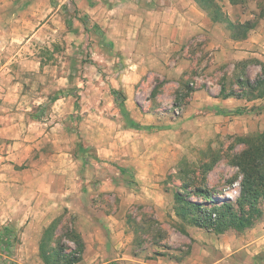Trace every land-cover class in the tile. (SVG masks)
<instances>
[{
	"label": "rangeland",
	"instance_id": "obj_1",
	"mask_svg": "<svg viewBox=\"0 0 264 264\" xmlns=\"http://www.w3.org/2000/svg\"><path fill=\"white\" fill-rule=\"evenodd\" d=\"M226 3L227 0L217 1L227 10ZM235 5L231 18L236 22L264 20V0H235ZM41 27L39 37H33ZM95 28L90 16L83 14L74 0H0V41L4 42L0 45V52L3 60L39 57L46 62L44 66H51L43 68L46 81L70 69L77 75L72 87L85 91L88 105L96 102H91L95 99L92 96L96 87H86L83 81L92 80V83L99 84L98 88L106 89L117 77L114 75L116 64L102 65L99 62L97 66L101 49L94 47L99 33ZM106 53L109 52L106 50ZM197 59L207 61L203 53H199ZM255 66L259 69L257 75L254 74ZM196 70L192 68L189 71V78L180 83L178 92L172 93L171 88L165 85L167 82L159 76H151L146 81L151 89L146 94L136 95L137 106L139 110L148 109L156 116L153 123L144 129L139 125L132 126L136 135L134 143L129 145V151L123 147L125 153L121 152L119 158L95 160L93 149L78 143L80 150L85 149L86 152L79 160L82 168L75 180L77 187L119 189L94 195L86 193L85 189V196L76 200L77 210L72 207L59 210L53 221L41 231L38 242L34 237L37 233L35 227L30 229L23 225L17 229L12 224L2 225L0 236H4L3 231L7 230V237L0 239V264H78L79 260L73 262L72 259H81L82 256L73 254L77 249L76 237L80 236V218L98 219L110 214L118 223V231L123 233L124 241L121 242L124 247L121 251L138 255L140 259L184 260L186 264H264V250H260L262 254L251 256L253 249L259 251L261 247L250 244L248 251L240 249L247 244L241 237L244 236L246 241V234L253 230L249 237H254L256 232L262 233L264 199L258 202L260 217L251 226L242 230L227 227L222 233H215L209 226H198L197 223H201L198 222V210H188L185 201L177 197L180 194L187 201L199 204L205 214L210 212L207 217L213 218L211 209L214 206L237 197L240 174L234 165L237 155L245 147L246 138L264 131V107L227 110L211 105V96L207 98L206 95L192 100L191 106L189 103L193 90L201 87L208 94H214L219 85L225 93L235 91L242 93L244 99L252 100L258 92L248 90L246 81L253 83L257 77L261 79V65L243 66L239 63L233 68L206 64L199 72ZM240 73L242 80L238 78ZM187 88L192 91H187ZM51 89L48 88L49 93L53 92ZM41 93L45 95L48 92ZM34 94H28L24 100H37L39 96ZM176 96L181 98L178 104H175ZM46 101L41 110H36L35 114L40 119L49 117L51 104ZM103 105L101 100L99 108L89 106L85 112L74 111L66 120L74 130L83 116L94 115ZM177 105H181L183 111L173 118L170 113ZM111 107L105 106V117L111 118ZM156 108L159 110L154 112ZM75 155L78 156L76 152ZM205 220L203 224L208 221L207 218ZM100 230L104 240L101 258L105 262L113 258L112 243L106 239L103 225ZM117 238V235L112 238L115 245L119 241ZM97 261L100 262V257ZM91 264H96V260Z\"/></svg>",
	"mask_w": 264,
	"mask_h": 264
},
{
	"label": "crops",
	"instance_id": "obj_2",
	"mask_svg": "<svg viewBox=\"0 0 264 264\" xmlns=\"http://www.w3.org/2000/svg\"><path fill=\"white\" fill-rule=\"evenodd\" d=\"M74 1L83 14L90 16L91 24L99 32L94 45L97 50L101 49V54L98 52L101 59L98 57L100 61H96L97 66L101 62L102 65L116 64L117 67L114 70L117 77L106 89L98 88L99 84L92 83V80L83 81L86 87H96L92 96L95 99L91 100H96L95 103L88 105L85 91L72 87V81L77 75L70 69L59 76L53 75V79L46 81L43 68L51 66H44L46 62H42L41 58L5 61L0 52V227L8 224L17 229L23 225L30 229L35 227L36 242L39 241L43 228L53 221L59 210L70 207L77 210L76 200L85 196V189L86 193L92 195L119 189L77 187L75 180L82 168L79 160L81 154L86 152L85 149L80 150L78 143L92 148L95 160L110 161L115 157L119 158L121 152L125 153L123 147L129 151V145L136 138L135 129L130 126V122L144 129L153 123L156 116L148 109L139 110L136 101V95L146 94L151 89V85L146 82L151 76L164 79L167 82L165 85L173 93L175 90L178 92L180 83L189 78L192 68L199 72L206 64L233 68L239 63L243 66L252 63L264 65V20L255 23L245 38L233 39L227 34L229 30L226 24L214 22L196 0ZM226 4L227 10L220 6L223 17L226 21L236 23L231 14L237 5L231 4L229 0ZM244 22L239 20V23ZM41 30L42 27L38 28L33 37H39ZM2 43L4 44L0 41V45ZM199 53H203L207 61H199ZM255 68L254 74L257 75L258 66ZM208 70L209 68L206 71ZM241 74L238 76L239 80L243 79ZM58 84L61 87H57ZM45 86L52 88L53 92L49 93ZM220 88L221 85L214 94H208L201 87L193 90L189 105L193 104L192 100L206 95L207 98L211 96V105L227 110L238 107L248 109L249 106L264 107V99L246 100L241 96L242 93L240 98H222L219 96ZM39 91L48 93L44 95ZM113 91L118 92L121 104L115 101ZM30 93L39 96L37 100L26 102L24 98ZM46 100L51 104L50 114L49 117L40 119L36 112L45 106ZM101 100L104 105L99 112L83 116L76 129L70 127L66 120L70 113L85 112V108L89 106L99 108ZM107 105H112L111 118L103 115ZM158 110L156 108L153 111ZM78 224L84 247L78 264H91L95 260L96 264H186L184 260L173 262L164 258L144 260L138 255L122 252L123 233L118 231L119 226L113 214L98 219L81 217ZM101 225L106 231V239H110L112 243L113 251V258L105 262L101 258L104 243ZM263 231L264 228L262 233L256 232L254 237H249L254 230L246 234V241L244 236L241 237L247 244H241L240 249L248 251L247 247L256 244L261 249H253L251 256L254 257L259 252L262 254ZM114 235L119 240L116 245L112 239Z\"/></svg>",
	"mask_w": 264,
	"mask_h": 264
},
{
	"label": "trees",
	"instance_id": "obj_3",
	"mask_svg": "<svg viewBox=\"0 0 264 264\" xmlns=\"http://www.w3.org/2000/svg\"><path fill=\"white\" fill-rule=\"evenodd\" d=\"M197 3L209 13L211 19L214 22L225 23L231 38L233 39H243L247 36V33L251 28L255 26V23L250 22L249 20L244 23H233L231 21H226L223 17L221 7L217 4L216 0H196ZM229 2L235 5V0H229ZM262 77L256 78V80L251 83L248 80L246 81V88L250 91L258 92L255 98H262L264 94V65H261ZM187 91L191 92L192 89L187 88ZM115 101L122 102L121 97H119L117 91H113ZM219 96L222 98L235 97L240 98V94L235 93V91H229L225 93L223 87L220 88ZM242 96V95H241ZM180 96H176L178 104ZM137 125L133 122H130V126ZM243 150L237 155V160L235 162V167L239 171L240 181L238 184L237 197L234 200L223 201L220 204L214 206L211 209V213L214 214V218L207 217L209 213L205 214V210L201 208L199 204H194L180 194H177L178 199L185 201V204L188 205V210H198L200 215L198 216V226L204 225L206 228L211 229L215 233H222L225 228H235L236 230H242L243 228L249 227L252 225L253 221L260 217V209L258 207V202L261 199H264V131L256 133L252 136L246 138L244 142ZM212 215V214H211ZM206 223H202L206 221ZM210 218V219H209ZM207 224V225H205ZM7 230L3 231L4 236H0V239L3 240L7 237L5 234ZM76 237V236H75ZM76 243V256H80L83 253V243L79 236ZM75 239V240H76ZM74 240V241H75ZM80 261L79 257L72 259L73 262ZM78 261V262H79Z\"/></svg>",
	"mask_w": 264,
	"mask_h": 264
},
{
	"label": "built area",
	"instance_id": "obj_4",
	"mask_svg": "<svg viewBox=\"0 0 264 264\" xmlns=\"http://www.w3.org/2000/svg\"><path fill=\"white\" fill-rule=\"evenodd\" d=\"M182 111H183V107L181 106V105H177L176 107H174L173 109H172V111H171V116L173 117V118H175V117H178V116H180V114L182 113Z\"/></svg>",
	"mask_w": 264,
	"mask_h": 264
}]
</instances>
